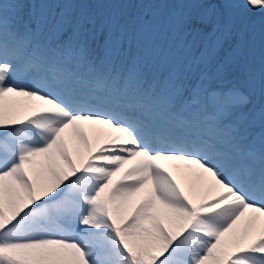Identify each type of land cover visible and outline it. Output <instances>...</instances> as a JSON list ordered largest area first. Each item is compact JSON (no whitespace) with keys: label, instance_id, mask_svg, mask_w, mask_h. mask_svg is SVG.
Masks as SVG:
<instances>
[{"label":"snow or ice","instance_id":"obj_1","mask_svg":"<svg viewBox=\"0 0 264 264\" xmlns=\"http://www.w3.org/2000/svg\"><path fill=\"white\" fill-rule=\"evenodd\" d=\"M75 6L0 0V264H264V106L213 84L230 26L175 18L186 47L209 28L181 59L147 14L97 29Z\"/></svg>","mask_w":264,"mask_h":264},{"label":"rangeland","instance_id":"obj_2","mask_svg":"<svg viewBox=\"0 0 264 264\" xmlns=\"http://www.w3.org/2000/svg\"><path fill=\"white\" fill-rule=\"evenodd\" d=\"M177 2L178 0H74L76 6L72 16L77 11L78 18L93 21L99 29L113 20L131 27L141 16L147 14L154 19L153 30L160 37V45L163 47L167 41V46L173 48V54L178 53L181 59L200 54L202 40L209 28L197 24L200 34L196 37V43L186 47L183 41L176 39L175 18L180 15L207 16L212 23H218L221 29L225 25L230 26L231 35L227 46L230 51L235 50L234 56L227 74L214 79L213 84L218 87L239 88L251 100L248 108L240 111L248 112L250 109L258 112L264 106V17L242 9L226 10L221 0H183L180 7H177ZM79 3L81 5L78 6ZM27 10L26 8L25 13ZM187 39L191 41L193 37L189 35ZM134 48L135 46L131 50L132 54H135ZM218 61L219 57L211 63L210 72H215ZM256 129L254 132L259 131ZM181 175L183 176L182 173Z\"/></svg>","mask_w":264,"mask_h":264},{"label":"bare ground","instance_id":"obj_3","mask_svg":"<svg viewBox=\"0 0 264 264\" xmlns=\"http://www.w3.org/2000/svg\"><path fill=\"white\" fill-rule=\"evenodd\" d=\"M168 166H169V170L173 172L174 178H176L177 179V182L181 184V187L186 192L189 191L188 183H187L185 177L181 175L182 172H177L178 170L176 168L172 167L171 165H168ZM190 195H192V197H193L194 200H197V199H195V196H198V199H199L201 197V195H203V192L197 186V188L195 190H193L192 192H190Z\"/></svg>","mask_w":264,"mask_h":264}]
</instances>
